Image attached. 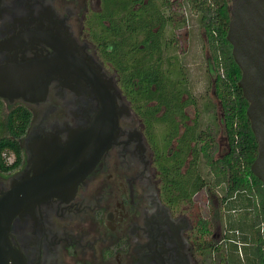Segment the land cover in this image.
<instances>
[{"label":"flooded vegetation","instance_id":"flooded-vegetation-1","mask_svg":"<svg viewBox=\"0 0 264 264\" xmlns=\"http://www.w3.org/2000/svg\"><path fill=\"white\" fill-rule=\"evenodd\" d=\"M146 4L0 0V80L26 88L0 95V194L29 196L34 183L61 186L15 212L8 237L21 264H221L215 249L225 241V223H215L211 208L170 199L160 167L188 127L197 133L210 123L200 120L209 98L204 92L200 111L180 59L187 6L154 0L157 17L149 22ZM143 73L162 88L152 82L156 92H148ZM105 103L114 119L109 114V125L97 129ZM143 105L159 108L150 114ZM193 157L189 148L182 171ZM207 193L221 202L222 194Z\"/></svg>","mask_w":264,"mask_h":264},{"label":"trees","instance_id":"trees-1","mask_svg":"<svg viewBox=\"0 0 264 264\" xmlns=\"http://www.w3.org/2000/svg\"><path fill=\"white\" fill-rule=\"evenodd\" d=\"M147 2L148 5H143V9L150 11L147 20L152 22L157 17V10L155 6H150L154 0ZM180 3L188 6L198 16L205 33V45L210 55L213 74L211 85L220 103L227 148L221 156L215 157L216 130L209 125L196 133L188 127L178 139L179 149L171 155H167V152L163 154L160 167L164 178V191L172 197L170 199L188 200L200 209L198 193L203 189L206 192H215V188H221V202L227 210L224 219L225 241L215 250L220 251L226 264H264V187L250 169L257 152V141L246 114L248 101L238 85L241 70L233 58L232 45L226 38L230 0H180ZM184 23L185 17L179 25ZM146 75L143 73V84L148 92L154 94L156 90L150 88L151 83L159 89L164 82L145 79ZM151 97L153 95L148 96ZM176 99L179 100V96ZM143 107L150 114L159 108L158 105ZM179 112L182 113L181 108ZM176 133L175 127L167 139ZM191 140H196L192 146ZM189 148L194 150V157L186 170L182 171L181 165ZM0 165H3L1 159ZM202 226L204 231L210 232L207 219L202 220Z\"/></svg>","mask_w":264,"mask_h":264},{"label":"water","instance_id":"water-1","mask_svg":"<svg viewBox=\"0 0 264 264\" xmlns=\"http://www.w3.org/2000/svg\"><path fill=\"white\" fill-rule=\"evenodd\" d=\"M229 10L226 38L232 45L233 58L241 70L238 85L248 101L246 114L257 141V152L250 169L264 187V0H230ZM25 90L23 85L11 80L7 85L0 80V95H7L8 91L24 94ZM110 108L107 103L102 105L98 120L103 124L96 126L97 129L106 128L110 119H114ZM109 114H112L110 119ZM107 144L99 147L85 171L92 167ZM30 187L29 196L27 192L21 195L15 189L0 194V264H21L8 237L10 222L19 205L25 199L29 201L37 196L50 195L61 186L44 182Z\"/></svg>","mask_w":264,"mask_h":264},{"label":"rangeland","instance_id":"rangeland-1","mask_svg":"<svg viewBox=\"0 0 264 264\" xmlns=\"http://www.w3.org/2000/svg\"><path fill=\"white\" fill-rule=\"evenodd\" d=\"M186 15L189 18L188 27L181 28V39L180 42L181 46H185L186 43V36L189 32V36L187 39V49L186 53L180 56L181 62L185 63L186 66V73L188 74L190 78V87L192 88V92L194 91V97L196 101L199 103L198 107L200 111H203L201 105L203 106L204 96L205 94L208 96V104H207V115H204L202 113L200 115V120L206 119L209 120V125L216 130L215 134V142H216V148L214 150V156L217 157L220 154H223L226 151L227 144L226 139L224 137L223 133V126L221 122V107L219 100L213 93L212 86L210 85V79L209 75L203 72V52H204V41H203V29L201 28L198 20V16L189 10L188 6L186 9ZM189 29V31H188ZM186 35V36H185ZM206 46V45H205ZM213 75V74H212ZM205 92V94H204ZM194 107L195 105L188 106L189 113L193 116L195 114ZM210 113V114H209ZM212 193V192H211ZM215 193L218 195L222 194L221 188H215ZM205 191V189L201 190V192L198 193L197 199L201 201V208H203V212L209 211L208 209H212L211 214L213 220L216 221L221 217L220 223L224 225L225 221V213H226V207L222 202H216L215 196H212ZM213 197L215 199L216 204L212 200ZM204 200H207L204 201ZM206 202V203H205ZM217 205V206H216ZM223 244V243H222ZM221 255L217 254V258ZM221 264L223 263V259L220 260Z\"/></svg>","mask_w":264,"mask_h":264}]
</instances>
